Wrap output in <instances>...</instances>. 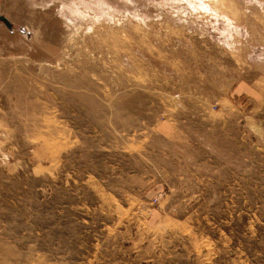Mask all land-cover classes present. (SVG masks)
<instances>
[{
    "label": "rangeland",
    "instance_id": "374dc122",
    "mask_svg": "<svg viewBox=\"0 0 264 264\" xmlns=\"http://www.w3.org/2000/svg\"><path fill=\"white\" fill-rule=\"evenodd\" d=\"M0 264H264V0H0Z\"/></svg>",
    "mask_w": 264,
    "mask_h": 264
},
{
    "label": "water",
    "instance_id": "95a60500",
    "mask_svg": "<svg viewBox=\"0 0 264 264\" xmlns=\"http://www.w3.org/2000/svg\"><path fill=\"white\" fill-rule=\"evenodd\" d=\"M0 21L3 22V23H5L6 26L9 29H12L13 26H12V24L9 22V20L6 17H4V16L0 17Z\"/></svg>",
    "mask_w": 264,
    "mask_h": 264
}]
</instances>
